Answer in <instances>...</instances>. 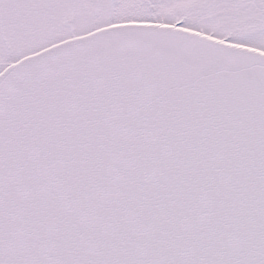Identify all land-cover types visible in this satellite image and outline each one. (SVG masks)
<instances>
[{
  "label": "snow or ice",
  "instance_id": "obj_1",
  "mask_svg": "<svg viewBox=\"0 0 264 264\" xmlns=\"http://www.w3.org/2000/svg\"><path fill=\"white\" fill-rule=\"evenodd\" d=\"M0 264H264V0H0Z\"/></svg>",
  "mask_w": 264,
  "mask_h": 264
}]
</instances>
